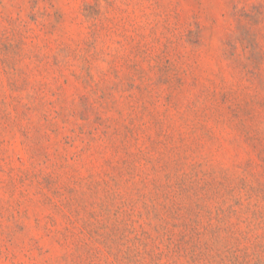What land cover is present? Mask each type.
I'll return each instance as SVG.
<instances>
[{"label":"rangeland","instance_id":"1","mask_svg":"<svg viewBox=\"0 0 264 264\" xmlns=\"http://www.w3.org/2000/svg\"><path fill=\"white\" fill-rule=\"evenodd\" d=\"M8 2L0 264H264V3L127 0L102 73L99 0Z\"/></svg>","mask_w":264,"mask_h":264},{"label":"clouds","instance_id":"2","mask_svg":"<svg viewBox=\"0 0 264 264\" xmlns=\"http://www.w3.org/2000/svg\"><path fill=\"white\" fill-rule=\"evenodd\" d=\"M260 3H264V0H260ZM101 15L97 21V49H104L105 51L101 54L100 59L96 61L98 68L102 73H108L110 70V64L108 61H111L117 53L119 56L127 55L128 45L126 43L125 29L128 28L129 22H135V14L127 11V9L134 7L129 5L127 0H99ZM12 5L8 0H0V11L4 9H10ZM41 9L48 8V5L41 0L39 4ZM51 11V9H49ZM140 24H143L144 19H139ZM205 24L208 21H204ZM120 40L121 43L117 45L116 40ZM211 43V41H209ZM68 60L71 61L72 57L69 56ZM75 66V62L72 65ZM6 78V74H5ZM9 117L11 123L6 125L3 130V138L5 142L8 143L11 140H14L18 135L19 124L15 123L16 117L15 114L9 109ZM15 159V153L9 151L7 153L6 159L4 161L5 168L9 166V161ZM264 231V227L260 229ZM35 235V233H33ZM205 247L201 248L200 251H204L203 264H214V254L217 250V245L219 244V238L215 242L209 240V238L204 236ZM159 243V241L157 242ZM197 249H193L192 256H196Z\"/></svg>","mask_w":264,"mask_h":264}]
</instances>
